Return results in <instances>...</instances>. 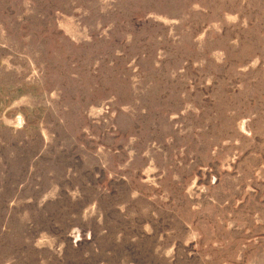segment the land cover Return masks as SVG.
Here are the masks:
<instances>
[{"label":"rangeland","instance_id":"rangeland-1","mask_svg":"<svg viewBox=\"0 0 264 264\" xmlns=\"http://www.w3.org/2000/svg\"><path fill=\"white\" fill-rule=\"evenodd\" d=\"M0 264H264V0H0Z\"/></svg>","mask_w":264,"mask_h":264}]
</instances>
